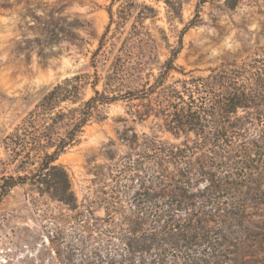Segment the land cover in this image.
<instances>
[{"label":"trees","instance_id":"1","mask_svg":"<svg viewBox=\"0 0 264 264\" xmlns=\"http://www.w3.org/2000/svg\"><path fill=\"white\" fill-rule=\"evenodd\" d=\"M155 2L183 22L182 0ZM108 14L89 70L53 86L1 139L0 205L29 186L66 209L52 217L60 264H228L241 233L261 236L249 225L264 217V49L186 72L177 60L195 24L173 46L146 25L159 20L152 5L112 0ZM118 103L133 123L159 121L176 142L135 134L136 148L110 157L108 181L80 203L59 159Z\"/></svg>","mask_w":264,"mask_h":264},{"label":"rangeland","instance_id":"2","mask_svg":"<svg viewBox=\"0 0 264 264\" xmlns=\"http://www.w3.org/2000/svg\"><path fill=\"white\" fill-rule=\"evenodd\" d=\"M135 1L158 9L159 20L146 21V25L156 35L158 28L164 29L173 46L181 31L195 24L183 36L177 60L186 72L207 74L264 49V0H182L183 22L169 16L163 2ZM111 2L0 0V141L53 86L89 70L92 53L110 22ZM120 5L113 6L115 18ZM173 76L172 80L182 77L179 73ZM102 112L107 119L89 126L81 144L59 159L80 203L85 197L96 198L97 190L108 181L110 157L116 162L136 148L135 134L140 140L148 134L176 142L159 121L133 123L123 103L108 105ZM59 213L68 211L49 196L41 198L29 186L13 190L0 205V264H60L52 219ZM253 221L257 226L249 225L250 230L261 236L241 233L242 248L228 258V264H264V217Z\"/></svg>","mask_w":264,"mask_h":264}]
</instances>
